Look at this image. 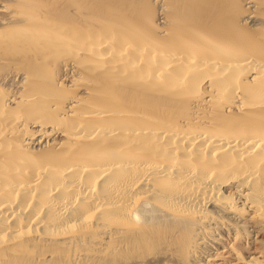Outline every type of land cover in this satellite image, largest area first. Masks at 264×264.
<instances>
[{
  "label": "bare ground",
  "instance_id": "bare-ground-1",
  "mask_svg": "<svg viewBox=\"0 0 264 264\" xmlns=\"http://www.w3.org/2000/svg\"><path fill=\"white\" fill-rule=\"evenodd\" d=\"M0 264H264V0H0Z\"/></svg>",
  "mask_w": 264,
  "mask_h": 264
}]
</instances>
